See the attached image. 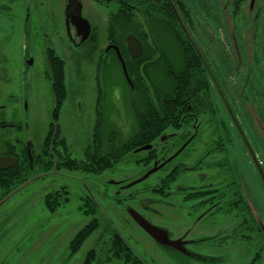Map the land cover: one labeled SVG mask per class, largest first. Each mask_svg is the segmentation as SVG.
Returning <instances> with one entry per match:
<instances>
[{
	"label": "flooded vegetation",
	"instance_id": "obj_1",
	"mask_svg": "<svg viewBox=\"0 0 264 264\" xmlns=\"http://www.w3.org/2000/svg\"><path fill=\"white\" fill-rule=\"evenodd\" d=\"M90 1L116 6L106 37L83 0L62 9L56 0H0V42L14 44L0 54V158L16 161L0 170L15 178L9 192L0 186V202L41 175L114 169L90 171V144L84 159L71 156L61 115L84 114L93 99L95 131L105 114L122 105L136 114L146 99L153 125L141 130L132 115L131 136H146L126 159L146 169L134 182L159 176L147 191L179 218L158 223L140 202L110 212L88 187L78 211L59 213L69 202L63 187L45 197L50 221L33 232L30 260L2 264H264V0ZM63 215L67 223H52Z\"/></svg>",
	"mask_w": 264,
	"mask_h": 264
},
{
	"label": "rangeland",
	"instance_id": "obj_2",
	"mask_svg": "<svg viewBox=\"0 0 264 264\" xmlns=\"http://www.w3.org/2000/svg\"><path fill=\"white\" fill-rule=\"evenodd\" d=\"M56 1L61 5L62 9L65 0ZM83 1L87 6L86 16L92 28L98 35L106 37L109 16L115 11L116 6L114 4L108 7L105 4L100 6L92 3L90 0ZM4 42V40L0 42V54L5 52L12 55L13 52L5 51V48L13 47L14 44L7 45ZM63 42L65 45L67 44V40H63ZM2 43H4V46L1 47ZM29 49L33 51V42L30 43ZM60 53L66 60L67 65H72V62L69 61V55L63 53L61 50ZM35 59L38 58L35 57ZM38 60V64H42L40 59ZM42 62L45 63V59ZM124 105L125 107H129V104L124 103ZM94 108V100L91 99L89 108H84V114L70 113L61 115L60 123L64 130V136L68 140L71 156L74 159H84L85 149L93 141L92 137L95 133L94 127L97 118ZM132 112L131 106L130 109H127L122 105V110L119 111V114H105V122L103 120L104 131H102L104 145L107 142L108 133L114 128L119 133L117 144L131 136L132 129L135 127L133 124L136 123V120L134 121L132 118ZM128 159L129 157L125 158L114 169L107 171L99 177L84 176L83 174L67 172L65 170L55 171L45 176L41 175V177L29 181L18 190L12 192L7 199L0 202V263L2 264L5 261L7 263L13 262L24 256L22 262L30 260V256L27 257L26 255L34 248L35 244H38V237L33 232H39L43 228L42 225L50 221L48 218L50 212L45 206V197L50 193L61 190L63 187L67 191L69 202L60 206L59 213L78 211V208L83 206V198L86 197V187H88L93 191L102 209L106 207L112 212L114 208H117L125 213L128 207H138L137 202H140L151 206L156 216L154 217L156 222L170 225L176 221L179 218L178 211L166 213L165 208L157 200L159 197L147 191L148 188L155 187L158 184V175L138 185L126 187V185L136 181L146 173V169L135 167L128 162ZM122 180L123 183H117ZM123 186V189H119V187ZM99 191L106 192V199H99ZM136 191L143 193L134 202L124 201L122 205L116 204V199H125L130 193ZM3 195L4 191L0 189V200ZM65 218V215L59 216L54 221L52 220V223H62ZM65 222L67 223L68 220H65ZM10 228H13L11 233L8 230ZM21 240L22 244H20Z\"/></svg>",
	"mask_w": 264,
	"mask_h": 264
},
{
	"label": "trees",
	"instance_id": "obj_3",
	"mask_svg": "<svg viewBox=\"0 0 264 264\" xmlns=\"http://www.w3.org/2000/svg\"><path fill=\"white\" fill-rule=\"evenodd\" d=\"M146 103L147 101L145 99L143 101V109L141 107L138 109L137 107H134V110H137L135 111L136 114H133V116L135 117L138 127L141 130L153 125L150 120V114L147 112L149 108ZM141 130H139L138 135L129 136L123 142L117 144V137L119 133L116 128H114L113 131L108 133L109 136L106 144L104 145L102 141V131H104V128L100 125L96 126L93 141L86 154L92 161L90 171L92 173H100L106 169H111L119 165L133 150V148L138 146L137 144L141 145L143 138L146 136L143 132H141ZM114 131L115 133L113 134ZM14 179L12 178L11 180H8L6 178H0L1 188L6 189L9 192L12 189L11 184L14 183Z\"/></svg>",
	"mask_w": 264,
	"mask_h": 264
},
{
	"label": "water",
	"instance_id": "obj_4",
	"mask_svg": "<svg viewBox=\"0 0 264 264\" xmlns=\"http://www.w3.org/2000/svg\"><path fill=\"white\" fill-rule=\"evenodd\" d=\"M85 30L86 33L84 35L83 40L87 39L89 33H90V26L87 23V25L85 26ZM134 38V37H133ZM128 41H131V37L128 39ZM131 46V45H130ZM140 46V45H139ZM141 48V47H140ZM132 50V49H130ZM12 160V161H11ZM7 162H13L15 163L16 161L10 158H0V170L3 169H7L10 166H6ZM148 177V175L146 177H144L143 179L131 184L129 187H132L138 183H140L141 181L145 180ZM7 199V198H6ZM137 220V219H136ZM137 222L139 223V225L147 232L149 233L151 236H153L155 239H161L162 238V231H159L157 228H155L153 225H151L150 223H148L147 221H144L143 219H138Z\"/></svg>",
	"mask_w": 264,
	"mask_h": 264
}]
</instances>
